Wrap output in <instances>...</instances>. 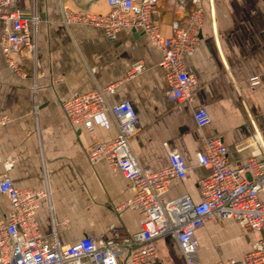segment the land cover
Returning a JSON list of instances; mask_svg holds the SVG:
<instances>
[{
	"label": "crops",
	"instance_id": "0c3cea01",
	"mask_svg": "<svg viewBox=\"0 0 264 264\" xmlns=\"http://www.w3.org/2000/svg\"><path fill=\"white\" fill-rule=\"evenodd\" d=\"M32 0H13L8 10L27 9ZM41 21L35 58L24 51L12 55L18 69L7 64L0 48V110L9 122L0 127V175L7 173L14 185L47 189L36 210L42 239L72 244L83 237L97 240L120 226L129 233L140 229L139 213L123 206L130 197L128 180L104 161L91 165L84 148L97 140L109 143L116 127L107 112L92 119L93 131L82 123L70 124L61 102L95 87L118 83L107 94L110 103L129 101L139 127L130 138L140 164L161 169L169 164L171 150L187 165L183 180L169 184L167 199L188 195L200 200L199 180L209 170L197 163L204 137H218L227 149L231 168H240L264 144V0H202L200 41L184 56L193 76L192 100H170L162 54L147 36L122 29L111 42L104 32L84 24L62 22L61 8L78 13H106L105 0H37ZM161 29L170 35V21L180 16L170 0L160 1ZM5 24L0 20V35ZM142 69L126 78L133 63ZM24 74V75H23ZM259 76L251 86L249 79ZM207 110L210 123L199 129L193 111ZM13 166L4 170V160ZM264 200V194H260ZM8 199L0 194V220L9 212ZM235 232H232V230ZM238 232V233H237ZM234 233L241 243L233 254L220 252L225 238ZM240 233V234H239ZM239 234V235H236ZM243 234L252 238L241 239ZM198 258L211 264L240 259L250 251L259 234L242 229L236 220L208 222L195 233ZM158 256L142 264H180L173 237L156 240ZM117 264H126L123 257Z\"/></svg>",
	"mask_w": 264,
	"mask_h": 264
},
{
	"label": "built area",
	"instance_id": "2783aa9c",
	"mask_svg": "<svg viewBox=\"0 0 264 264\" xmlns=\"http://www.w3.org/2000/svg\"><path fill=\"white\" fill-rule=\"evenodd\" d=\"M12 1L0 0V20L5 24L0 48L7 64L16 70L12 55L21 51L33 58L37 55L41 15L37 0H32L27 9L8 10ZM160 1L105 0L106 13H78L61 8V17L66 27L74 23L99 28L111 42L122 29L141 31L162 54L158 65L164 71L167 97L191 102L194 79L186 70L184 56L193 53L200 41L202 0H170L174 12L180 14L170 21V35H164L161 29ZM142 66L141 62L133 63L126 78L135 76ZM259 82V76L249 79L251 86ZM117 84L97 85L92 91L63 100L60 106L70 124L82 123L89 131H93L92 119L97 114L107 112L112 116L117 130L114 140H95L84 152L91 165L104 161L128 180L130 197L123 206L139 213L140 229L129 233L114 226L109 235L97 240L86 236L72 244L63 245L56 239L46 243L39 232L36 210L40 200L49 197L48 190L19 188L4 173L0 175V194L8 199L10 208L0 220V264H117L119 257L126 264H142L158 256L156 240L167 235L175 240L180 264H202L196 231L208 222L227 219L236 220L246 231L258 233L259 238L240 259L211 264H264V200L260 198L264 194V144L260 153L251 156L244 166L231 168L222 140L204 137L202 150L195 153L197 163L209 170L198 182L200 200L195 202L186 194L167 199L169 184L186 176L184 158L171 150L169 164L164 168L140 164L130 145V138L139 127L133 105L127 100L112 104L107 99ZM193 118L199 129L210 123L203 107L193 111ZM9 120V115L0 110V127ZM13 162L4 160L5 172Z\"/></svg>",
	"mask_w": 264,
	"mask_h": 264
},
{
	"label": "rangeland",
	"instance_id": "374dc122",
	"mask_svg": "<svg viewBox=\"0 0 264 264\" xmlns=\"http://www.w3.org/2000/svg\"><path fill=\"white\" fill-rule=\"evenodd\" d=\"M232 232H235V230L233 229ZM239 234H236V235H239ZM248 238H252V237H250L249 235H246V234H243V237H241V239H245V240ZM240 243L241 242L235 238V234L230 233L226 236L225 242L222 245L220 252H222V254H224V255L233 254L237 250V247Z\"/></svg>",
	"mask_w": 264,
	"mask_h": 264
}]
</instances>
